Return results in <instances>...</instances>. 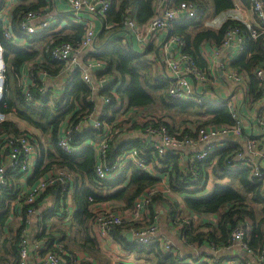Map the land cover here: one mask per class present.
I'll list each match as a JSON object with an SVG mask.
<instances>
[{
  "label": "built area",
  "instance_id": "1",
  "mask_svg": "<svg viewBox=\"0 0 264 264\" xmlns=\"http://www.w3.org/2000/svg\"><path fill=\"white\" fill-rule=\"evenodd\" d=\"M61 1L67 5L70 11L69 19L71 23L82 25L83 14L88 16L87 21L83 23L84 32L77 46L69 42H55L52 40L43 47L41 52L44 60L49 59L61 65V75L66 79V84L72 82L73 77L78 76L82 83L90 89L92 96L106 87L111 88V85L114 84L112 77L106 72V64L92 56L100 51L96 48L97 35L94 29V23L98 22L101 25V30L112 31L117 29L109 38L121 31L128 33L138 50L133 47V43L130 42V45L127 40L124 41L125 45H130L139 53L153 45L158 35H165V42L158 48L154 62L159 66L161 65V68L165 70L164 81L167 84L169 99L173 102L194 103L197 106H214L216 104L215 94L212 91L203 89L211 82L208 71L201 69L192 56L184 53L186 47L184 39L172 33L173 28L180 22L195 20L198 16V8L193 1L154 0L153 15L143 23L137 22L133 16V6L126 7L118 23L109 22L108 13L112 8V0ZM247 1V4L239 0L236 4L232 2L233 9L237 12L250 11L254 16L255 24L247 21L241 22L245 27V31L239 27L227 29L219 42V48L214 52L216 56L223 49L233 48L236 56L240 57L243 55L246 36L252 40L264 39V0ZM0 23L4 29V39L12 41L14 37L12 29L6 25L5 17L1 13ZM59 23L60 19L57 11L40 7L22 13L19 17L17 30L20 34L29 38L35 35L51 34L55 31L54 27L58 26ZM171 45H174L180 52L177 57L171 55ZM98 69L100 72L92 76L93 70ZM221 70L224 79L239 90V95L242 97L241 103L243 105L247 103L251 106L248 115L243 119L240 118L238 107L235 104L238 94L236 93L237 96H234L233 93L236 91L234 90L218 105L227 108L233 122L229 125L197 126V124L192 128V136L184 134L183 129L171 133L164 124V121H166L170 125L171 121L161 118L162 114H150L145 109H138L133 112L136 124L142 127L149 123L144 129L135 131L140 135L143 149L131 148L122 152L113 162H108L110 142L120 134V130L104 126L99 119H94L92 115L83 117L76 126H73L70 123L72 117H69L68 125L60 131V135L57 137L56 147L66 156L78 154L86 146L91 148L96 156L94 173L98 186L103 185L106 181H112L130 174L129 167L155 177L157 172L165 167L161 164V161L167 157H175L180 171L191 183L186 190L190 192L204 191L202 194L208 192L210 180H216L213 178L212 172L215 160L209 159L217 150L230 148L232 154L225 162L227 170L247 172L250 183L258 186L261 194L264 195V63L251 71L252 77L256 80L254 90L248 87L246 72L227 67ZM5 85L6 66L0 46V101L6 92ZM117 85L114 84L109 92L111 98L106 96L103 100L104 105L108 106L111 100L115 99L117 101L115 108L119 109L121 102L116 94ZM20 88L25 103H32L33 98L29 92L30 88H26L22 84H20ZM39 92L42 97H45L52 90L42 85ZM90 100L92 101V98ZM103 115L105 114H102L100 118ZM7 119L6 115L0 112V123L7 121ZM90 122H94V124L91 125ZM90 130L97 131L99 138L82 144L74 143L73 131L82 133ZM123 130L135 129H131V123H127ZM227 139L232 140L227 141ZM185 148L193 150L192 153L186 156L187 158L184 156ZM143 151H149L153 155V159L151 161L145 159ZM39 152L40 143L32 131L28 129H21L19 135L13 133L0 134V155H5L4 157L0 156V190L11 186L9 183L10 173L15 175L27 174L30 168L34 167ZM185 158L186 161L183 163ZM153 162H155L154 166L151 165ZM180 163H183L182 168H180ZM201 168L203 176L199 174ZM216 181L223 183L231 180L224 178ZM73 183V174L64 168L52 166L33 185L28 187L27 191L17 193L14 199L17 201L16 204L30 206L24 211L25 223L28 224L31 218L36 216V204L41 200L43 194L48 191H56L60 201H62V211L59 213L58 218H63V213H65V220H72V207L70 208L66 202ZM223 187H227V185ZM155 193L154 190H148L135 202L131 209H126L123 213H113L103 208L90 211L88 224L96 230L99 237L111 238L115 228L124 225L130 228L136 226L137 222L140 226L131 231L132 242L136 247L150 248L156 246L159 247L162 253L172 254L179 262L186 260L190 264H234L233 260H237V264H240L239 262L243 260L241 257L228 261L213 244L208 246L206 256L199 253L198 256L187 259L185 255L181 254L172 241L158 234L155 222L148 224L142 221L141 212L148 207ZM166 193L172 197L178 195L177 191L171 188H167ZM208 194L210 195L211 192H208ZM88 201L92 202L90 198H88ZM92 204L97 205L99 203L94 204L92 202ZM175 216L172 225L180 232V242L183 248L196 247L198 249L199 246L196 243L189 244L184 234L181 233L184 227L192 226V220L185 218L179 212ZM207 217L210 220L214 215H208ZM254 230L255 225L251 219L246 216L239 218L230 231L229 244L224 249H230L236 245L244 253L253 256L256 259V264H264V244L259 250L251 249L249 246ZM30 244L28 237L22 234L18 245V264H28ZM32 246L33 250L38 252L42 249L43 244L33 243ZM78 262L79 258L76 254L66 253L61 243L55 241L51 244V248L40 256L37 264H78ZM244 264L249 263L244 262Z\"/></svg>",
  "mask_w": 264,
  "mask_h": 264
},
{
  "label": "trees",
  "instance_id": "2",
  "mask_svg": "<svg viewBox=\"0 0 264 264\" xmlns=\"http://www.w3.org/2000/svg\"><path fill=\"white\" fill-rule=\"evenodd\" d=\"M153 1L154 0H120L116 10L113 8L110 9L108 13V20L112 23H118L123 15V11L126 7L134 6L138 7L140 14L136 17V21L139 23H143L151 18L153 15ZM179 1H193L198 8V17L203 16L207 13L209 5L204 0H177ZM213 4L214 13L223 12L225 10H229L232 7V3L230 0H211ZM37 9V8H36ZM35 9H29L24 6H18L12 11V33L16 36H27L22 35L17 30V24L19 21V17L22 13L27 11H31ZM186 26L197 29V25L195 23H187ZM182 26L180 30L177 32L181 36L184 37L186 41L189 40V34H185L186 26ZM231 27H239L240 29L245 31V27L240 22H232L227 21L217 33H213L209 30H203L197 33L195 37V41L197 43L202 40L215 39L217 42H220L223 38L225 31ZM76 36H80L82 33V26L78 25L75 27ZM117 29L112 31L102 30L98 35V40L100 41V46L104 48L100 53L93 54L94 58L103 61L106 64V72L112 77L114 82H119L120 85L116 89V94L118 95L119 101L124 105L125 111L128 110L130 112H135L138 109H145L150 114H162L160 117L166 120H170L171 124H167L164 121L167 129L171 132H177L183 129L184 134L193 135L192 128L197 126H213V125H222V124H232V119L229 115V112L226 107L219 106L213 107L210 105L197 106L194 103L188 102H173L169 99L167 95V84L162 80H156L153 77L152 67L144 58V55L134 50L133 47L128 44H123L122 40L119 38V35L116 33L112 38L108 41L107 38L110 34L114 33ZM84 32V31H83ZM4 29L2 24L0 23V46L3 51V61L6 64V60L8 54H12L15 57V65H19L22 62L28 61L35 56L34 52H30L27 49H18L14 47L13 40L7 41L3 37ZM184 34V35H183ZM83 35V34H82ZM35 37H42L41 35H35ZM82 37V36H81ZM81 38L79 39V41ZM55 42H69L72 45H78L79 41L73 42L67 38H53ZM31 43V42H30ZM249 54V57L246 58V55ZM264 60V50L262 48V40H252L250 37L246 36L245 47L243 51V55H241L235 62L234 67L242 68L246 71H250L251 69L257 68L259 63ZM53 66L55 73L57 74L62 68L55 61H51L49 59L45 60V64L42 66V70L47 69L48 66ZM11 74L14 79L17 78V74L15 70H11ZM8 68L6 65V85L8 83ZM73 81L70 82V86L66 87L64 90L62 101L65 103L64 111L58 115L60 110H57L59 104L61 102H57L54 104V109L56 110L55 115L50 113V109L47 106L45 108L44 105V114H41V117L44 118L46 124L51 128L52 136L55 138V132L58 126L61 123L66 121V117H72L70 119V123L73 126H76L77 123L81 121L83 117H88L93 114L95 104L90 100L92 98V92L90 89L82 83V81L78 78V76L73 77ZM35 86L29 89L30 95L33 98V102L27 104L29 108L32 110H36L34 102H42L44 98L53 94V90L51 93H48L45 97H42L39 88L42 86L40 82H35ZM22 100L24 99L23 94ZM21 95L20 100H21ZM99 95L107 96L109 98V90L108 88H104ZM38 100V101H37ZM117 101L115 99L111 100V103L108 105V110L111 111L107 114L104 113L99 121L104 126H110L114 130H119V123L116 121V116L118 115L119 109L114 110L117 106ZM39 106V104H38ZM13 105L10 100L7 98V90L4 93L2 100L0 101V112L6 115L8 118L7 121L0 123V134L5 133H13L19 135L21 131L18 129L17 123L11 121L9 119V115L12 113ZM70 114V115H69ZM68 115V116H67ZM183 115H193L201 119V122H197L195 120H190ZM187 116V117H188ZM177 118H180L179 121H176ZM24 123H30L31 121L25 118ZM131 122V129H144L148 124L144 126H138L134 124V119L130 118L127 122H124V125ZM68 125V124H67ZM189 126V128H187ZM97 131H84L82 133H78L77 131H73V141L75 144H82L88 140H95L98 136ZM57 141V138L55 139ZM131 148H136L138 150L143 149L142 140H139V143L126 142L121 139H117V136L114 137L109 145L108 149V162H113L116 157H118L122 152H125ZM144 158L147 160H152L153 155L150 154L149 151H143ZM232 151L230 148L217 150L209 160H215V165L213 168V178L216 180H221L224 178H229L232 181V185L228 187H219L215 186L208 197H193L196 196L200 191H192L187 192L191 194V197L185 199L186 206L192 212H195L198 215H216L220 220L215 228L216 234L213 232H203L197 231L192 226L184 227L183 233L187 242L196 243L200 245L203 242H208L215 245L217 248L226 247L229 244V234L231 229L235 226L236 220L242 218L243 216L248 217L249 219H254V212L244 207L245 198L244 195H249L251 200L256 203L263 204V198L261 196L260 188L256 185H252L248 180V173L245 171H228L225 165V162ZM96 164V156L95 152L89 148L85 147L81 150L80 153L75 154L73 156H66L62 154L56 147V150L53 153L48 155V163L45 165L43 170L39 172V167L36 168V176L41 177L47 169L52 166L58 168H64L71 174L77 175L78 178L87 179L90 183L94 185L93 189H84L83 191H79L75 194V203L77 210L74 215V224H76L79 228L84 230L83 224L87 226L88 221L90 219V213L88 212V206L90 203L94 202L97 204L104 198L108 200H117L123 201L125 203L126 209H131L135 204L136 200L139 197L146 194L148 190H151L156 186L159 182L158 177H151L147 173H143L140 171L133 170L130 168V174H126L125 176L118 177L112 181H106L103 185H97V179L94 173V167ZM161 164L165 167L162 169L164 173H168L170 177V188L177 191L182 192L186 190L190 185L189 179L184 177L182 172L177 165V158L175 157H167ZM202 168L199 171V174L203 176L201 172ZM21 175L9 174V183L10 187L0 190V223L3 222L5 215H7V210L10 207V202L13 201L16 197L15 194V185H13L12 178L20 177ZM38 177V178H39ZM37 178V179H38ZM119 186V188H118ZM116 189V190H115ZM109 190H114L112 194L103 196V192H108ZM97 193H96V192ZM51 191H48L43 194H48ZM88 198L92 200V202L88 201ZM155 194L152 196L151 201L148 205V208L151 207L155 202L156 198ZM30 206H22V210L25 211ZM262 210L264 211V205ZM175 210H173V214H175ZM175 215H173L172 223L175 220ZM264 222V218L260 220L258 226H255V231L251 237L249 242V246L251 249L259 250L263 247L264 244V233L260 230L261 224ZM127 225L123 227H117L113 230L112 237L119 241L123 247L129 250H135L136 252H142V250H137L136 246L129 244L125 238L120 235L122 230H130L132 227L127 228ZM208 228V225L205 226ZM20 231V230H19ZM13 239V247H12V256H15V251L19 250V233ZM148 254H153L155 258H157L159 264H178L179 260L174 257L172 254H164L160 251L159 247L152 246ZM18 256V254H17ZM18 262V258L16 257ZM0 264H3L0 262Z\"/></svg>",
  "mask_w": 264,
  "mask_h": 264
},
{
  "label": "crops",
  "instance_id": "3",
  "mask_svg": "<svg viewBox=\"0 0 264 264\" xmlns=\"http://www.w3.org/2000/svg\"><path fill=\"white\" fill-rule=\"evenodd\" d=\"M204 1L209 5L207 13H205L201 17H196L195 20H184L180 22L173 28L172 33L184 39L183 36L177 33L180 28L187 23H195L197 25L196 30L185 25V34H189L190 36L188 41L184 39L186 43L184 53L189 56H192L195 59L196 64L201 69L208 71L211 82L203 89L212 91L215 94L214 97L216 100V104H214L213 107H219V103L222 100H225L227 98V95L229 96L232 91L236 90L233 93L234 96H237L236 93L238 94L235 104L238 107L240 118L243 119L246 115H248L251 106L247 103L244 105L241 103L242 97L239 95V90L232 83L224 79L221 69L227 67L237 69L238 71L246 72L248 77V79L246 80L248 83V87L254 90L256 87V80L252 77V69L248 72L242 68L234 67V62L239 57L236 56L233 48L223 49L219 52V55L216 56L214 52L217 48H219V42L212 38L209 40H202L201 42L197 43L195 41V37L197 33L203 30H209L213 33H217L227 21L240 23H244L247 21L249 23L255 24V19L253 14L248 10H245L243 12H237L233 9V3L236 4L238 0H230L231 3L233 2L232 7L229 10H225L219 13H214L213 4L211 0ZM239 1L245 4L248 3L247 0ZM119 2L120 0H112L113 10H116ZM18 6H24L29 9H36L40 7L50 8L52 11L58 12L60 23L58 26L56 25L57 27H54V32L47 35H41L42 37L33 36L30 39V37L25 38L24 36L15 35V39L13 37L14 47L21 50L27 49L30 52H34L35 56L28 61L22 62L18 66L15 65L14 55L8 54L6 60V65L9 72L7 83V98L13 105L12 113L8 117L11 121L17 123L18 129L20 131L23 128V122L26 121L25 118L29 119L31 121V124L29 123V125H31L34 130L32 131V133L36 136V139L40 143V152L34 167L30 168L27 174L21 175L20 177L12 178L13 185H15L16 187L14 195L24 190L27 191L28 187L33 185V183L37 180V178L39 177H35V171L37 166H42L39 167L40 172L48 163V155L56 150L55 139L60 135V131L67 126V121L70 117H66V121H64V123H61L58 126L55 132V138H53L51 128L46 124L44 118L41 117V114H44V109L49 106L48 108L50 109V113L52 115H55L56 110L53 106L55 103L62 101L64 90L66 89V87L70 86V82L66 84V79L61 75V70L56 74L53 66L49 65L47 69H45V72L44 70H42V66L45 64V60L43 59L41 53L42 49L47 43L52 41L53 38H67L77 43L83 34L82 31L80 36H76L75 27L79 24L75 25L70 22V11L67 5L61 0H0V13L4 15L5 23L7 26H10V28L12 25V11ZM139 14L140 12L138 7H134L133 16L135 17V19ZM87 17L88 16L86 14H83V20L81 25L82 30L83 23L87 21ZM64 21L66 23L63 26L62 23ZM94 29L97 35L96 48L102 51L104 48L102 47V45L100 46V41L98 40V32L101 30V25L98 22H95ZM117 34L119 35V38L122 40L123 44H125V40H127L130 45L131 43H133V40L131 39L128 33L121 31ZM110 36L111 34L108 36V38ZM164 42L165 35L160 34L157 36L153 45H151L147 50L140 51L141 54L147 56V58L145 59L152 67L153 77L158 81H164L165 70L161 68V65L159 66L154 62V58L157 54L158 48L163 45ZM133 47L136 49L134 43ZM262 48L264 50V39H262ZM170 52L171 55L176 57L180 53L174 45L170 46ZM248 57L249 54L246 55V58ZM258 63V65H261L262 63H264V60ZM11 70H15L17 74L16 79H14V77L12 76ZM99 72V69L93 70L92 76ZM37 81L40 82V85H45L51 88L53 90V94L44 98L42 102H35L34 105L36 107V110H32L25 103L24 99L22 100V89L20 88V84H22L26 88H32L33 86H35L34 83ZM107 88L110 92L112 89V85L111 88ZM100 92L98 94L95 93L92 96V101L95 104L94 112L92 114L94 119H99L102 114L106 113V111L107 114L111 112L108 110V106L104 105L103 99L106 96L99 95ZM19 94L21 95V100ZM125 107L126 105H123L121 103L119 106L120 109L118 115L116 116V121L119 123L120 127H126V125H124V122H127L130 118H133L134 124H136V118L133 115V112H130L128 110L125 111ZM51 109H53L55 112ZM114 110H116V108ZM35 118L37 119V122L33 123L32 120H34ZM195 119H198V117H194V119L190 120ZM111 126L112 125L108 127ZM123 129L124 128L119 129L120 134L117 135L118 140L121 139L126 142H132L137 144L139 143L140 135L135 132L137 129L130 131H124ZM97 137L99 138V136ZM230 140L232 139H227V141ZM90 141L91 140H88L86 142ZM192 152V149L185 148L184 156L186 157ZM0 156L4 157L5 155L2 154ZM186 158L184 159L183 163H185ZM183 163L179 164L180 168L183 167ZM154 164L155 162H153L151 165L154 166ZM162 169H164V167ZM207 169L209 168L207 167ZM73 177L74 183L71 187V193L68 196L66 202V204L69 205L70 208L72 207L73 211V219L70 221L65 220V213H63V218H58V215H60L59 213L62 211V201H60L59 195L56 191H51L48 194L42 196L41 200L36 204V216L32 217L28 224L25 223L24 211L22 210V206L16 204V200H13L11 202L10 207L7 210V215H5L3 222L0 223V262H2L3 264H18L16 260V257L18 258V252L14 250L16 257L12 256L11 254L13 247V239L20 230L19 238L22 234H25L28 237L29 242H31V247L28 251V264H37L40 256L43 255L47 250H49V248H51V244L55 241H59L61 243L66 253L76 254L79 258L78 264H159L157 258H155L153 254H148V251H150L151 247L136 248L137 250H142V252L129 250L123 247L122 244L113 237H99L96 230H94L90 224H88V226H85L83 224L84 230L74 224V215L76 211H78L75 203V194L79 191H83L84 189H93L94 185L90 183L87 179L78 178L77 175L73 174ZM155 177L159 178V182L151 190H154V192H156V202L151 207H147L142 210V221H145L148 224L155 222L157 224L158 234L172 241L173 244L181 252V254L185 255L187 259L196 255L198 256L199 253L202 256H206L208 254V246L211 243L203 242L200 245L197 244L199 246L198 249L196 247L185 249L183 248L180 242V232L175 229L172 225L173 215L179 212L185 218H190L192 220V223H195L196 227H192L197 231L208 232L211 230V232H215L214 234H216L217 228L215 227L220 220L218 218L220 216L214 215L216 217L214 219L215 221H210L207 217L208 215H198L195 212H192L187 208L185 203V199L191 197V194L187 193L190 191L183 190L182 192H177L178 195L176 197H172L171 195H168L166 193V189L170 188L169 174L164 173L161 170L157 172ZM215 185H218L219 187L227 185L228 187V185H232V181L218 183L216 180L211 179L210 183L208 184V192H212L213 187ZM113 191L114 190H109L108 192H105L106 194L103 196L106 197L107 195L112 194ZM203 192L204 191H200L198 194L195 193L196 196L193 197L202 198L209 196L208 192L202 194ZM244 196L249 195L246 194ZM261 196L263 198V204L253 202L255 206L259 207L257 212V215L259 216L255 215L254 213V219H251L255 226H258L260 220L264 218V211L261 209L264 205V195L261 194ZM141 197H139L138 199H140ZM155 198H153V201ZM98 203L99 204L97 205H93L92 203H90L88 206V212L100 208H108L113 213H123V211L126 210L125 203L123 201H110L107 198H104V200H101ZM173 210L176 211L175 214H173ZM199 220H201L204 224L197 225L196 221ZM206 225H208V228H205ZM139 226L140 225L136 222V226H132L130 230H122L120 232V235L125 238L128 233H131L132 230H135ZM260 230L264 233V222L261 224ZM125 240L127 241L126 238ZM33 243H42V249H40V251L38 252L34 251L32 246ZM128 243L134 245V243L132 242V237L131 242ZM224 248L225 247L218 249L220 250L221 255L226 260L232 261V259L241 257V259L243 260L239 262L240 264H244V262H248L249 264H256V259L253 256L241 251L238 246L235 245L230 249ZM233 263L237 264L238 261L233 260ZM178 264H190V262L184 260L180 261Z\"/></svg>",
  "mask_w": 264,
  "mask_h": 264
},
{
  "label": "rangeland",
  "instance_id": "4",
  "mask_svg": "<svg viewBox=\"0 0 264 264\" xmlns=\"http://www.w3.org/2000/svg\"><path fill=\"white\" fill-rule=\"evenodd\" d=\"M202 1V0H201ZM70 20V19H69ZM65 21L62 23V25L64 26L65 25ZM33 37V36H32ZM32 37H30V39L32 38ZM100 53V52H99ZM144 58H147V56L146 55H144ZM5 66H6V64H5ZM114 84H118L117 85V87L116 88H118V86L120 85V83L118 82H114ZM114 84L112 85V86H114ZM6 90H7V88H6ZM65 107V104H64V102H61L60 104H59V107H58V109L57 110H60V112H58V115H60L63 111H64V108ZM51 110H53V109H51ZM54 111V110H53ZM55 112V111H54ZM55 114H57V113H55ZM184 117H186V118H188V119H194V117L195 116H193V115H190V116H188V115H183ZM188 116V117H187ZM179 119L180 118H177L176 119V121H179ZM201 119H203V117L202 118H200V119H197L196 121L197 122H201L202 120ZM32 122L33 123H36L37 122V119L35 118L34 120H32ZM23 130H25V129H28V130H30V131H34L33 130V128H32V126L31 125H29V123H24L23 122V128H22ZM106 193L104 192L103 193V195H105ZM244 198H245V202H244V207H247V209H249V210H251L252 212L251 213H253V211H254V213H255V215H257L258 213V208L259 207H257V206H255L254 204H253V201L251 200V197H249V196H244ZM105 209H107V210H109L108 208H105ZM262 209V208H261ZM257 216H259V215H257ZM216 217L214 216V217H212L210 220H213V219H215ZM200 221V222H199ZM199 221H196V224L197 225H202V224H204V223H202V221L201 220H199ZM207 221H209V220H207ZM192 226L193 227H196L195 226V223H192Z\"/></svg>",
  "mask_w": 264,
  "mask_h": 264
},
{
  "label": "water",
  "instance_id": "5",
  "mask_svg": "<svg viewBox=\"0 0 264 264\" xmlns=\"http://www.w3.org/2000/svg\"><path fill=\"white\" fill-rule=\"evenodd\" d=\"M101 31H102V30H100V31L98 32V35L101 33ZM109 39H110V38H108L107 40H109ZM90 124L93 125L94 122H90ZM131 237H132L131 233H128V234L125 236V238L127 239L128 242H131Z\"/></svg>",
  "mask_w": 264,
  "mask_h": 264
}]
</instances>
